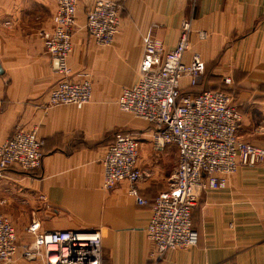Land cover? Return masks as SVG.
Here are the masks:
<instances>
[{
  "label": "crops",
  "instance_id": "obj_1",
  "mask_svg": "<svg viewBox=\"0 0 264 264\" xmlns=\"http://www.w3.org/2000/svg\"><path fill=\"white\" fill-rule=\"evenodd\" d=\"M108 1L121 6L120 26L114 43L100 46L86 29L94 0H78L68 63L74 74L90 73L99 88L77 109L49 104L60 78L42 33L52 29L57 0H0V146L17 129L35 130L43 154L37 176L15 168L0 176L3 215L20 223V233L29 234L33 222L40 232L96 231L107 264H264V163L241 167L225 188L203 193L192 213L197 246L160 259L146 228L152 202L169 189L177 169L176 146L156 152L152 126L136 131L143 172L136 187L147 206L136 203L128 182L105 189L102 166L115 134L138 126L122 116L117 102L140 80L145 41L154 38L171 51L184 22L191 29L184 63L197 54L205 70L196 86L184 77L182 91L228 94L242 117L239 138L264 149V0Z\"/></svg>",
  "mask_w": 264,
  "mask_h": 264
},
{
  "label": "built area",
  "instance_id": "obj_2",
  "mask_svg": "<svg viewBox=\"0 0 264 264\" xmlns=\"http://www.w3.org/2000/svg\"><path fill=\"white\" fill-rule=\"evenodd\" d=\"M77 5L78 0H57L52 29L43 32L42 38L52 69L60 78L50 92V104L82 109L92 100V82L88 74H74L68 63L73 52ZM120 13L119 4L108 0H94L87 10L86 29L98 45L114 43ZM190 33V24L184 22L178 43L171 51H166L156 39H147L139 67L140 80L124 89L117 102L122 112L152 126L154 151L162 152L168 145L178 150V165L169 189L152 202L146 228L157 259L172 250L187 251L197 246L192 213L203 193L225 188L226 178L241 167L264 163V149L239 138L242 117L228 94L205 91L182 96V79L188 76L190 85L196 86L205 70L197 54L190 64L184 63ZM139 146L138 134L116 135L102 161L103 186L112 190L119 183L128 182L136 203L147 206L148 201L136 187L143 178L138 167ZM42 164V142L35 130L17 129L0 146V176L12 168L36 172ZM1 207L2 201L0 264H11L18 255L24 261L42 264H107L97 232H40V224L33 222L28 228L31 243L20 247L16 230Z\"/></svg>",
  "mask_w": 264,
  "mask_h": 264
},
{
  "label": "rangeland",
  "instance_id": "obj_3",
  "mask_svg": "<svg viewBox=\"0 0 264 264\" xmlns=\"http://www.w3.org/2000/svg\"><path fill=\"white\" fill-rule=\"evenodd\" d=\"M189 2H191V3H193V1H191V0H188ZM121 7V6H120ZM120 15H121V13H120ZM76 17H77V15H76ZM75 30H76V27H75ZM75 30H74V32H73V34L75 33ZM73 39V38H72ZM52 66V65H51ZM87 74V73H86ZM88 75H89V77H90V80H91V82H92V94H93V96H94V94H95V91H97V87L99 88V84H98V82H97V80H95V78L94 77H92V75L90 74V73H88ZM118 106V105H117ZM118 109H119V107H118ZM120 110V109H119ZM121 111V110H120ZM121 114H122V116L123 117H127V119L128 120H130V122L131 121H134V122H136L137 124H138V126H137V128H135V130L133 131V132H129L130 131V129H128V128H123V129H121L120 131L121 132H126V133H133V134H136L137 135V132H142V130L145 128V126L146 127H148V129L149 130H151V128H149V126L145 123V122H143V121H141V120H139V119H135V118H133L131 115H129V114H126V113H124V112H122L121 111ZM133 119V120H132ZM147 129V130H148ZM132 130V129H131ZM137 131V132H136ZM171 152H170V155H171V161H170V167H171V173L173 172V170H174V168H175V165H176V163H175V161H174V157L176 156V153H175V150L173 149V150H170ZM198 205V204H197ZM196 208V207H195ZM194 208V209H195ZM6 217V216H5ZM7 218V217H6ZM8 220H9V218H7ZM11 220V219H10ZM9 220V221H10ZM11 223H12V225H13V227L15 228V230H17V231H19L20 229H19V227H18V225L20 224L19 222H18V224L15 222V224L13 223V221L11 220L10 221ZM17 231H16V233H17ZM96 232V231H95ZM87 233H93V232H87ZM17 238H18V241H19V246L20 247H22V246H24V245H27V244H29V243H31V241H32V237H31V235H29V234H27L26 232L24 233V232H21L20 233V231L17 233ZM17 262H26V263H30V262H27V261H24L21 257H20V255H18L17 256V258H16V260L13 262V263H11V264H16ZM31 263H35V262H31ZM36 263H39V264H42L40 261H36Z\"/></svg>",
  "mask_w": 264,
  "mask_h": 264
},
{
  "label": "trees",
  "instance_id": "obj_4",
  "mask_svg": "<svg viewBox=\"0 0 264 264\" xmlns=\"http://www.w3.org/2000/svg\"><path fill=\"white\" fill-rule=\"evenodd\" d=\"M205 91H207V90H203V91H200V92H197V93H189V92H184V91H182V96H187V95H198V94H200V93H202V92H205ZM123 133H126V132H118V133H116L115 134V137H116V135L117 134H123ZM114 140H115V138H114ZM114 142V141H113ZM40 171V170H39ZM39 171H36V172H32V173H25V172H21L22 174H25V175H32V176H37V174H38V172ZM7 172V171H6ZM5 172V173H6Z\"/></svg>",
  "mask_w": 264,
  "mask_h": 264
},
{
  "label": "bare ground",
  "instance_id": "obj_5",
  "mask_svg": "<svg viewBox=\"0 0 264 264\" xmlns=\"http://www.w3.org/2000/svg\"><path fill=\"white\" fill-rule=\"evenodd\" d=\"M77 24H78V23H77ZM77 24H76V25H77ZM181 25H182V24H181ZM48 58H49V57H48ZM58 81H59V80H58ZM123 90H124V89H123ZM49 104H50V103H49ZM18 127H19V126H18ZM142 173H143V172H142ZM137 189H138V188H137ZM138 191H139V190H138ZM148 222H149V221H148ZM198 236H199V235H198ZM198 238H199V237H198Z\"/></svg>",
  "mask_w": 264,
  "mask_h": 264
}]
</instances>
